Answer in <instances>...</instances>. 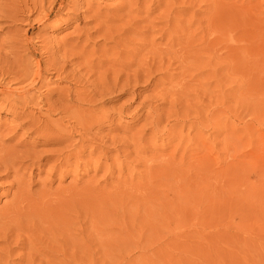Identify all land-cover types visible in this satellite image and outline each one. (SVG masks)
<instances>
[{"label":"rangeland","instance_id":"obj_1","mask_svg":"<svg viewBox=\"0 0 264 264\" xmlns=\"http://www.w3.org/2000/svg\"><path fill=\"white\" fill-rule=\"evenodd\" d=\"M11 1L14 19H0V210L15 185L50 198L63 264H264V0H140L107 24L129 0ZM219 12L222 31L202 41ZM170 17L193 51L183 61L155 54Z\"/></svg>","mask_w":264,"mask_h":264},{"label":"bare ground","instance_id":"obj_2","mask_svg":"<svg viewBox=\"0 0 264 264\" xmlns=\"http://www.w3.org/2000/svg\"><path fill=\"white\" fill-rule=\"evenodd\" d=\"M10 0H6L5 2H4V4L3 3H0V19H2V20H4V19H6V21L7 20H13L14 19V14H13V12L15 13V8H14V6L17 4H15L14 6H13V3H8ZM24 1V0H23ZM53 1V2H52ZM54 1L56 2V0H51L50 1V4H51V6H53V3H54ZM140 0H129V2H128V4L126 5V7H124V5H123V7H118V8H115V11L112 13V14H107V15H105V19H104V21H102L103 23H106L105 21L106 20H109V21H107V22H113V21H116V20H119L120 18H122L121 16H124V15H122V12L123 11H125L126 12V15L128 16V14H130V13H132V12H140L141 11V9L142 8H139L138 7V4L140 3L139 2ZM7 2V3H6ZM11 2H14L15 3V1L13 0V1H11ZM19 2V1H18ZM44 1L43 0H33V6H32V9H36V7L37 8H42L43 6H41V3H43ZM23 3V2H22ZM2 4H3V6H2ZM47 4V3H46ZM55 4V3H54ZM126 4V3H125ZM215 4V6H216V2L214 3ZM219 4V3H218ZM72 9L73 10H75V11H77L76 10V5L73 3L72 5ZM15 7H17V6H15ZM78 7V6H77ZM218 7H220V6H218ZM14 8V9H13ZM181 8V7H180ZM28 9V8H27ZM15 10V11H14ZM30 11H31V9H29ZM28 10V11H29ZM13 11V12H12ZM75 11H73V12H75ZM180 11L181 12H188V9L187 8H182V9H180ZM214 11H215V9H214ZM124 12V13H125ZM214 13V12H213ZM46 14V13H45ZM44 14V15H45ZM210 14H211V12H210ZM213 15V14H212ZM215 15V14H214ZM49 16V14H46L45 15V17H46V19H47V17ZM224 16H225V14H224ZM97 17V16H96ZM175 18L174 17H170L169 19H168V23H167V27L166 28H164V30H162V32L164 33H167V32H169L170 34H169V37H168V42H166L165 44H164V46L162 47V48H158V50H156L155 51V54L157 53L158 54V57H160L159 56V53L160 54H164V56H167L166 57V59H168V57H171V55L172 56H174V57H180V59L182 58V60L181 61H183V59L187 56V52H189L190 54L193 52L192 51V49H191V52L189 51V48H188V46L189 45H187L188 43H185V46H184V44H183V39L181 38V36L178 34L179 32H178V28L176 29V27L174 26V25H176V24H174L173 25V23L172 22H175ZM211 20H213V21H211L210 22V20L208 21L209 22V28L208 29H206V30H204L203 32H202V34L200 35V39L202 38H207V36H209V37H211V39H212V36H217L222 30V25H221V16H220V12L218 13V15H216V17H214V19H211ZM204 21V20H203ZM202 21V22H203ZM184 22V21H183ZM182 22V23H183ZM197 23H198V25H199V23L201 22V21H196ZM205 22V21H204ZM233 22V21H232ZM109 23V25H103V29H106V35H103V36H108V38H110V36L112 35H114V33H113V31H114V29H112V28H114V27H112L111 26V24ZM180 23V22H179ZM184 23H186V22H184ZM193 23V21L190 19V21L188 20L187 21V23H186V26H185V29H186V27H188L189 25H191ZM226 23H228V22H226ZM107 24V23H106ZM208 24V23H207ZM230 25V24H229ZM122 26V25H121ZM179 26V25H178ZM206 26H208V25H206ZM101 27V25H98V28L96 29L98 32H99V30L100 29H102V27ZM199 28V27H198ZM113 31H112V30ZM180 29V28H179ZM188 29V28H187ZM189 29H190V27H189ZM118 29H116V31H117ZM123 31H125L126 29H122ZM181 31V30H180ZM110 32H112V33H110ZM115 32V31H114ZM120 32V31H119ZM181 32H183V31H181ZM189 32H191L190 30L188 31V33ZM193 32V31H192ZM109 33V34H108ZM187 33V32H186ZM121 34V33H120ZM184 34V33H183ZM194 34H195V32H194ZM185 35V38H187L188 39V37L186 36L187 34H184ZM188 35H192V34H188ZM206 36V37H205ZM215 36V37H216ZM219 36V35H218ZM196 37V39H197V37H199L198 35H196L195 36ZM194 37V38H195ZM224 37V36H223ZM189 38H192V36H190ZM194 38H192V40L191 39H189L190 40V42L191 41H193V39ZM220 39L219 40H221V37H219ZM226 38V37H225ZM112 39V38H111ZM115 39V38H114ZM201 39V40H202ZM188 40V41H189ZM217 40V39H216ZM185 42H187L186 41V39L184 40ZM203 41V40H202ZM222 41V40H221ZM226 41V40H225ZM182 42V44H183V46L182 45H180V43ZM15 43V42H14ZM192 43V42H191ZM202 43V42H201ZM212 43V42H211ZM217 43V42H216ZM190 44V43H189ZM202 44H204V43H202ZM210 44V43H209ZM178 45H180L178 48H177V46ZM192 46V45H191ZM193 46H195V45H193ZM199 46H201V49H202V45L200 44ZM204 46V45H203ZM210 46V45H209ZM16 47V46H15ZM176 47V48H175ZM205 47V46H204ZM11 48H12V46H11ZM51 48V47H50ZM193 48V47H192ZM256 48V47H255ZM33 49V48H32ZM196 49V48H195ZM194 49V50H195ZM15 50V49H14ZM49 50V49H48ZM198 51H199V54L201 53V51H200V47H199V49H197ZM50 51V50H49ZM197 51V52H198ZM204 51V48H203V50H202V53H204L203 52ZM207 51V50H206ZM258 51V50H257ZM51 52V51H50ZM57 52V51H56ZM159 52V53H158ZM197 52H195L194 51V53H197ZM214 52H216V51H214ZM55 53V52H54ZM80 53H82V52H80ZM60 54H62V53H60ZM64 55H65V53H63ZM67 54V53H66ZM156 54V55H157ZM193 54V53H192ZM198 54V53H197ZM52 55V54H51ZM68 55V54H67ZM82 55V54H81ZM202 55V54H201ZM204 55V54H203ZM54 56V55H53ZM58 56V55H57ZM63 56V55H62ZM193 56V55H192ZM49 57V56H48ZM52 57V56H51ZM50 57V58H51ZM55 57V56H54ZM60 56H58V58H59ZM65 58V60L63 59V61H66L67 60V57L68 56H64ZM194 57H195V54H194ZM197 57H198V55H197ZM197 57H195V58H197ZM253 57H255V55L253 56ZM258 57V56H257ZM259 57H260V55H259ZM202 58V56L200 57V60H202L201 59ZM52 59H53V57H52ZM51 59V60H52ZM159 59V58H158ZM157 59V60H158ZM170 59V58H169ZM186 59V58H185ZM184 59V60H185ZM187 59H189V56H188V58ZM233 59V58H232ZM253 59V58H252ZM255 59H257L256 57H255ZM263 59H264V57H263ZM50 60V59H49ZM50 60V61H51ZM54 60H55V65L57 64V61H56V57L54 58ZM53 60V61H54ZM58 60H60V59H58ZM150 61H151V59H149ZM157 60L156 61H154L155 62V65H157V64H159L158 62H157ZM171 60V59H170ZM176 60H177V58H176ZM179 60V59H178ZM177 60V62H181V61H178ZM190 60V59H189ZM197 60H199V59H197ZM246 60H247V58H246ZM246 60H243L244 62L246 61ZM259 60H260V58H259ZM262 60V59H261ZM260 60V61H261ZM62 61V60H61ZM68 61V60H67ZM133 61V60H132ZM152 61V63H154ZM163 61H165L166 62V60H163ZM162 61V62H163ZM191 62H192V59L190 60ZM242 61V62H243ZM249 60H247V62H248ZM257 61H258V59H257ZM256 61V62H257ZM260 61H258L259 62V64H260V66H259V64H258V66L260 67V68H262V65H261V63L264 61V60H262V62H260ZM69 62V61H68ZM107 62H109V63H111V64H113V63H117V64H119L120 65V63L122 62L123 63V59H118V58H114V59H110V61H108L107 60ZM168 62H170V61H168ZM187 62V61H186ZM196 62V61H195ZM201 63H202V61H200ZM204 62V61H203ZM241 62V63H242ZM257 62V63H258ZM49 63V62H48ZM52 63H54V62H52ZM90 63V62H89ZM126 63V62H125ZM140 63V62H139ZM157 63V64H156ZM171 63V62H170ZM174 63V62H173ZM184 63V62H183ZM182 63V64H183ZM190 63V62H189ZM188 62L186 63L187 65L189 64ZM193 63H194V61H193ZM239 63V62H238ZM251 63L253 64L254 63V65H255V67H256V64L257 63H255V60H254V62H250L249 64L248 63H246L245 62V65L247 64V65H250V67H253L252 65H251ZM85 64H87V66L85 67V68H87L89 65H88V63L86 62ZM92 64V63H91ZM96 64V63H95ZM99 64H100V62H99ZM127 64V63H126ZM166 64H168V63H166ZM192 64V63H191ZM236 64V63H235ZM54 64H52V66H53ZM101 66H102V63L100 64ZM132 65H134V64H132ZM143 65H144V63H143ZM154 64H153V67L155 66ZM160 65V64H159ZM162 65V64H161ZM165 65V64H164ZM163 65V66H164ZM263 65H264V63H263ZM51 66V65H50ZM61 66V65H60ZM59 66V67H60ZM99 66V65H98ZM109 67H110V65H108ZM112 66V65H111ZM113 66H115V65H113ZM113 66L111 67V69L113 68ZM128 66V65H127ZM126 66V67H127ZM131 66V65H130ZM138 66V65H137ZM139 66H140V64H139ZM138 66V67H139ZM163 66H161V67H163ZM183 66H184V64H183ZM54 67V66H53ZM62 67V66H61ZM94 67V66H93ZM96 67V66H95ZM94 67V68H95ZM116 67V66H115ZM124 67V66H123ZM122 66H121V68H123ZM146 67V66H145ZM148 67V66H147ZM156 67V66H155ZM158 67L159 66H157V69H158ZM246 67V66H245ZM37 69H36V72L34 73V76H33V78H32V80H31V82H32V84L33 83H36V82H38V83H41V80H40V78H39V74H40V69H41V64H40V62H38L37 63V67H36ZM51 68V67H50ZM57 68V67H56ZM83 68V67H82ZM89 68L91 69V67L89 66ZM98 68V67H97ZM96 68V69H97ZM100 68V67H99ZM107 68V67H106ZM119 68V67H118ZM117 68V69H118ZM141 68V67H140ZM140 68H137V69H140ZM152 68V67H151ZM258 68V67H257ZM263 68H264V66H263ZM45 69V68H44ZM61 68H59V70H60ZM111 69H110V71H111ZM120 69V68H119ZM129 69V68H128ZM188 69V68H187ZM10 70V69H9ZM106 70V69H105ZM114 70V69H113ZM124 71V73H126V69H121L120 71ZM134 70V69H133ZM184 70V69H183ZM8 71V70H7ZM19 71V74L21 73L20 72V70H18ZM119 71V72H120ZM60 72V71H59ZM87 72H89V70H87ZM97 72V71H96ZM99 72V71H98ZM104 72V71H103ZM102 71H101V74L103 73ZM108 72H109V70H108ZM114 72H116V71H114ZM129 72H130V69H129ZM132 72V71H131ZM137 72H138V70H137ZM78 73V72H77ZM110 74H111V72H109ZM124 73L122 74V72H121V74H122V77H123V75H124ZM139 73V72H138ZM18 74V73H17ZM22 74H23V76L24 77H22V78H26V76L24 75L25 73H23L22 72ZM29 74V73H28ZM88 74V73H87ZM91 74V73H90ZM104 74H105V72H104ZM103 74V75H104ZM110 74H107V75H109V76H111ZM112 74H114V73H112ZM120 74V73H119ZM130 74V73H129ZM134 74V73H133ZM41 75V74H40ZM106 75V74H105ZM125 75H127V74H125ZM137 76H138V74H136ZM135 75V76H136ZM189 75V74H188ZM80 76V75H79ZM79 76H77V77H79ZM86 76V75H85ZM102 76V75H101ZM100 76V77H101ZM129 76V75H128ZM133 76V75H132ZM186 76H187V74H186ZM81 77V76H80ZM98 77V76H97ZM125 77V76H124ZM84 78V77H83ZM86 78V77H85ZM102 78V77H101ZM107 78V77H106ZM27 79V78H26ZM111 79V78H110ZM109 79V80H110ZM120 79H121V77H120ZM119 79V80H120ZM134 79V78H133ZM136 79L138 80V78L136 77ZM80 80H82V78L80 79ZM95 80V79H94ZM99 81H100V79H98ZM103 80V79H102ZM108 80V79H107ZM106 80V81H107ZM118 80V79H117ZM119 80H118V84H119ZM131 80V79H130ZM129 80V81H130ZM183 80H185V79H183ZM96 81H97V79H96ZM112 81H114V80H112ZM116 81V80H115ZM114 81V82H115ZM134 81V80H133ZM132 81V82H133ZM136 81V80H135ZM91 82H93V81H91ZM101 82V81H100ZM117 82V81H116ZM184 82V81H183ZM87 83V82H86ZM95 83V82H94ZM97 83V82H96ZM110 83V82H109ZM139 83V82H138ZM32 84H28V85H32ZM93 84V83H92ZM91 84V85H92ZM98 84V83H97ZM103 84V85H102ZM104 84L105 83H101V85L100 86H103L104 87ZM137 84V83H136ZM180 84V83H179ZM37 85V84H36ZM94 85V84H93ZM99 85V84H98ZM125 85H127V84H125V82L123 83V84H121V86L118 88L119 89V91L120 92H122L123 91V89L125 88ZM135 85V84H134ZM178 85V84H177ZM33 86V85H32ZM117 85L114 83L113 85H112V90H116V89H114L115 87H116ZM176 86V85H175ZM183 86V85H182ZM27 87V86H26ZM25 87V88H26ZM94 87H95V85H94ZM96 87H98L97 85H96ZM95 87V88H96ZM177 87V86H176ZM91 88H93V87H91ZM100 88V87H99ZM105 89V92H106V90H108V86H107V88L105 87L104 88ZM20 90H22V89H20ZM25 90V89H24ZM24 90L22 91V92H24ZM91 90V89H90ZM88 91V90H87ZM97 91V90H96ZM101 91H103L104 92V90H102V88H101ZM125 91V90H124ZM85 92V91H84ZM90 92H92V91H90ZM97 93H100L99 92V90H98V92ZM96 93V94H97ZM87 94V93H86ZM93 95V94H92ZM100 95V94H99ZM98 95V96H99ZM81 96V95H80ZM79 96V97H80ZM94 96V95H93ZM104 96V95H103ZM47 97V96H46ZM83 97H85V96H83ZM88 97H90V96H88ZM44 98V97H43ZM42 98V99H43ZM49 98V97H48ZM46 99V98H45ZM79 99V98H78ZM84 99V98H83ZM91 99V98H90ZM50 100V99H49ZM48 100V101H49ZM92 100V99H91ZM7 101V100H6ZM46 101V103L45 104H47V106H48V108H50L51 107V103H50V101L48 102L47 101V99L45 100ZM59 101L60 100H56V104H60L59 103ZM83 101V100H82ZM93 101V100H92ZM91 101V102H92ZM96 101V100H95ZM95 101H93V102H95ZM25 102V101H24ZM85 102V101H84ZM89 102V101H88ZM92 102V103H93ZM90 103V102H89ZM12 104V103H11ZM52 108H53V106H52ZM56 108V107H55ZM54 108V109H55ZM53 111V110H52ZM63 111V110H62ZM58 112V111H57ZM76 114H74V116H75ZM74 119V118H73ZM78 119H79V117H78ZM152 120H154V119H152ZM78 121V120H77ZM95 121V120H94ZM79 122V121H78ZM159 122V121H158ZM154 123V122H153ZM36 124V123H35ZM90 124V123H89ZM31 125H34V124H31ZM203 125V124H202ZM35 126V125H34ZM34 126H32L33 128H35ZM154 127V126H153ZM39 128V127H38ZM38 128H36V129H38ZM41 128H39V130H40ZM42 130V129H41ZM44 130V129H43ZM77 131V130H76ZM35 132H38V130H35ZM40 132V131H39ZM49 132H52V131H49ZM42 133V132H41ZM45 133V132H44ZM53 133V132H52ZM38 134H40V133H38ZM45 134H48V131H47V133H45ZM43 135V134H42ZM54 135H55V132H54ZM54 135H51V133H50V135L48 136V135H44V136H48L47 137V139H49L51 136H54ZM45 138V137H44ZM53 139H55L54 137H52ZM57 138V137H56ZM51 139V138H50ZM72 139V138H71ZM4 151H5V149H3ZM2 150V151H3ZM3 151V152H4ZM7 152H9V151H7ZM7 152H5L6 154L4 155V153H3V155L6 157V155H7ZM174 153V152H173ZM9 154H10V152H9ZM21 155H24V154H21ZM8 156V155H7ZM11 156V155H10ZM72 156V155H71ZM0 157H1V155H0ZM18 157V156H17ZM20 158L22 157V156H19ZM18 157V158H19ZM25 157H27V155L25 156ZM7 158V157H6ZM22 159H24L23 157L21 158V160ZM4 160H5V158H4ZM25 160V159H24ZM8 161V160H7ZM4 162V161H3ZM2 161L0 162V164H2L3 163ZM21 162V161H20ZM192 162V161H191ZM191 162H189V163H191ZM195 162V163H194ZM194 162H192L193 163V166H194V169H195V171H196V168H197V165H200V167H202L200 170L201 171H199V173L201 172V176L203 175V174H205V164H206V159H205V157H204V155H200V156H198V158L196 159V161L194 160ZM14 163H16V162H13V161H10V162H7V163H4V168L5 167H7V168H10V167H12V165L14 164ZM151 163V162H150ZM231 163V162H230ZM202 165V166H201ZM1 167L2 166H0V169H1ZM155 167L156 166H154V169H155ZM177 167V166H176ZM179 168H180V166H178ZM178 167H177V169H178ZM205 167V168H204ZM7 168H5V169H7ZM13 169H15L14 167H12ZM11 168V169H12ZM158 168V167H157ZM173 168V167H172ZM182 168V167H181ZM186 168H188V167H186ZM185 168V169H186ZM181 170V169H180ZM183 170H184V167H183ZM189 170V169H188ZM1 172L2 171H4L6 174H8L3 168L0 170ZM8 171H9V169H8ZM11 171V170H10ZM13 172H14V176H15V171H17V169H15V170H12ZM182 171V170H181ZM180 171V172H181ZM3 172V173H4ZM13 172H11L10 174L12 175V173ZM164 172H166L165 171V169H164ZM176 172V171H175ZM184 172H185V170H184ZM178 173H179V171H178ZM196 173V172H195ZM198 173V172H197ZM1 174V173H0ZM9 174V175H10ZM189 174V173H188ZM8 175V176H9ZM184 175V174H183ZM194 175V174H193ZM206 175V174H205ZM209 175V174H208ZM3 176V175H2ZM6 176V175H5ZM19 176V175H18ZM180 176H182V175H180ZM185 176H188L187 174H185ZM196 176H197V174H196ZM195 176V177H196ZM183 177V176H182ZM209 177V176H208ZM4 178V177H3ZM18 178V177H17ZM16 178V179H17ZM13 179H15L14 177H13ZM14 180V181H17L18 182V180ZM201 179H203V178H201ZM193 180V179H192ZM20 181H21V179H20ZM21 182H24V181H21ZM13 183V182H12ZM15 183V182H14ZM20 183V182H19ZM27 183V182H26ZM26 183H25V185H26ZM23 185V184H22ZM21 185V186H22ZM25 185H23V187L25 186ZM27 185H29V184H27ZM26 185V186H27ZM18 187H19V185H17ZM17 186L15 185L14 186V190L17 192V193H15L14 195L13 194H11V196H13V198L10 200V201H8V203H5V204H3V207H2V209L0 210V264H49V261L48 260H52L51 261V264H63V262H62V260H64V255H63V249L61 248L60 249V246L59 247H57V246H55V245H52L51 244V242H52V240H54L55 238H56V236H55V234H56V232H57V228L59 227V224H60V222H58V218H57V211H56V208H55V206L54 205H52L50 202L52 201H49V199L48 198H42L41 197V199L39 200V201H41L40 203H37V202H39V201H35L34 200V198L30 195V194H28V192H27V190L26 189H23V188H19L18 190H16V188H17ZM16 187V188H15ZM28 187V186H27ZM30 188V187H29ZM13 190V191H14ZM43 190V189H42ZM13 191H12V193H13ZM38 192H40V191H38ZM41 194V193H40ZM48 194V193H47ZM45 195V194H44ZM50 196V195H49ZM38 197V196H37ZM48 197V196H47ZM54 204V203H53ZM1 208V207H0ZM47 239V243L45 242V239ZM54 246V247H53ZM17 249H22V252L21 251H19V252H16L17 251ZM38 258V260L40 261L39 263H37V259ZM36 260V261H35Z\"/></svg>","mask_w":264,"mask_h":264}]
</instances>
